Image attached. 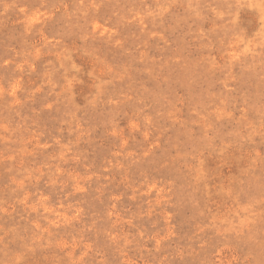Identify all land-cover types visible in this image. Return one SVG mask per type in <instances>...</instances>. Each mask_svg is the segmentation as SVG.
<instances>
[{
    "label": "rangeland",
    "instance_id": "374dc122",
    "mask_svg": "<svg viewBox=\"0 0 264 264\" xmlns=\"http://www.w3.org/2000/svg\"><path fill=\"white\" fill-rule=\"evenodd\" d=\"M0 264H264V0H0Z\"/></svg>",
    "mask_w": 264,
    "mask_h": 264
}]
</instances>
